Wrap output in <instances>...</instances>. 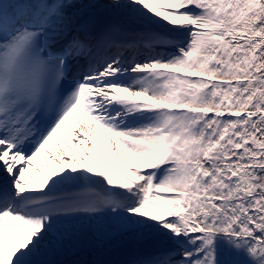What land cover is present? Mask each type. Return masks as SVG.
Masks as SVG:
<instances>
[{"label":"snow or ice","instance_id":"6c2138e0","mask_svg":"<svg viewBox=\"0 0 264 264\" xmlns=\"http://www.w3.org/2000/svg\"><path fill=\"white\" fill-rule=\"evenodd\" d=\"M0 264H264V0H0Z\"/></svg>","mask_w":264,"mask_h":264},{"label":"bare ground","instance_id":"6f19581e","mask_svg":"<svg viewBox=\"0 0 264 264\" xmlns=\"http://www.w3.org/2000/svg\"><path fill=\"white\" fill-rule=\"evenodd\" d=\"M85 2H87V0H85ZM99 3L101 4H104V3H107L108 0H98ZM94 12H100L102 11L101 9H95L93 10ZM53 143H55V140L53 141ZM45 160H47V157H45ZM45 161L42 160L40 163L37 164V167H40L42 166V164L44 163ZM85 258H88V259H91L92 257H85ZM113 259H119V260H126V259H130L131 258V254H120V255H116L114 257H112ZM68 259H72V257H69Z\"/></svg>","mask_w":264,"mask_h":264}]
</instances>
